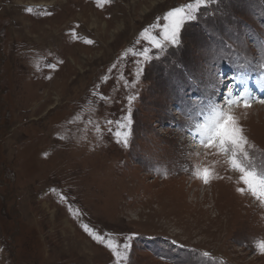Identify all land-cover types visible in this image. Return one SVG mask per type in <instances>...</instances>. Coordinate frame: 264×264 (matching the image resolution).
Masks as SVG:
<instances>
[{"label":"rangeland","instance_id":"obj_1","mask_svg":"<svg viewBox=\"0 0 264 264\" xmlns=\"http://www.w3.org/2000/svg\"><path fill=\"white\" fill-rule=\"evenodd\" d=\"M194 2L0 0V264H264V205L194 135L218 105L264 164V104L224 101L233 73L264 81V0H215L164 42ZM129 113L124 147L106 122Z\"/></svg>","mask_w":264,"mask_h":264},{"label":"snow or ice","instance_id":"obj_2","mask_svg":"<svg viewBox=\"0 0 264 264\" xmlns=\"http://www.w3.org/2000/svg\"><path fill=\"white\" fill-rule=\"evenodd\" d=\"M212 2H215V0H195L194 3H189L184 7H176L168 11L163 16V21H165L161 33L163 41L177 46L179 44V33L183 25L197 18L196 13L200 7L207 6ZM28 11L30 12L31 9H28ZM144 32L147 33V29ZM145 38L156 49H162L164 47V44L155 35L146 36ZM87 43H92V41H87ZM141 55L147 60V50H144ZM233 79L235 80L236 77H233ZM234 91L235 86L230 85L224 94V101L228 105L240 104L242 102L244 107H250L251 100L255 99V97L250 98L246 94V91H239L238 95H234ZM100 98L104 99L102 94ZM260 102L264 103V100H260ZM106 123L109 125L116 123L117 128L120 129L119 131H115L116 142L122 144L124 147H128L132 124L130 113L124 118V122L107 121ZM194 135L198 137L201 145L218 148L221 153L226 155L228 157L226 163L241 174L240 181L264 205V164L257 165L255 159L250 156L248 148L251 146L248 144L247 138L243 135V130L239 126L237 119L225 112L218 105H210L208 111L203 114L202 121L195 125ZM199 175L205 183H208L212 171L209 168H204ZM237 191L243 193L245 189L238 188ZM61 198L65 199L63 196ZM83 230L97 242H104V238L90 230L88 225H84ZM107 246L110 249L112 248L111 244ZM124 247L127 249L128 244L125 243ZM259 250L264 252V241L260 243ZM113 251L115 252L114 249ZM116 255H119V253H116Z\"/></svg>","mask_w":264,"mask_h":264},{"label":"bare ground","instance_id":"obj_3","mask_svg":"<svg viewBox=\"0 0 264 264\" xmlns=\"http://www.w3.org/2000/svg\"><path fill=\"white\" fill-rule=\"evenodd\" d=\"M229 80H231L232 81V83H230V81L228 82V84H230V85H234L235 86V90L236 89H238V91H239V89L240 90H242V89H244L245 91H246V93H249V92H252L253 91V89H254V87H255V84H254V80H250V81H248V80H245V79H240L238 82H235L234 80H233V78L231 79V77L229 78ZM258 80H260L259 78H258ZM260 81H262V83L261 82H256V80H255V82L257 83V87H255V90L258 92L257 93V95H258V98H257V100H259V105H262V104H264V103H261L260 102V99L263 97L264 98V90L263 89H261V86L260 85H264V81L263 80H260ZM242 83V84H241ZM251 88H252V90H251ZM239 94V93H238ZM194 207V206H193Z\"/></svg>","mask_w":264,"mask_h":264}]
</instances>
